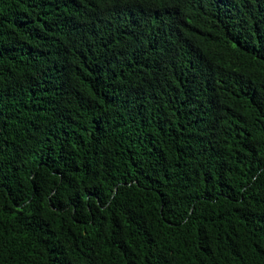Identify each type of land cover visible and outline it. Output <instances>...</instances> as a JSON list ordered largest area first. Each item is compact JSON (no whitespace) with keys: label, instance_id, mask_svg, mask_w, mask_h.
<instances>
[{"label":"trees","instance_id":"obj_1","mask_svg":"<svg viewBox=\"0 0 264 264\" xmlns=\"http://www.w3.org/2000/svg\"><path fill=\"white\" fill-rule=\"evenodd\" d=\"M0 264H264V0H0Z\"/></svg>","mask_w":264,"mask_h":264}]
</instances>
